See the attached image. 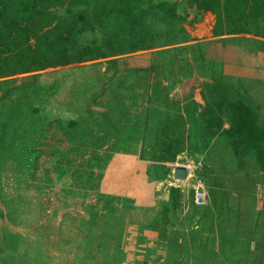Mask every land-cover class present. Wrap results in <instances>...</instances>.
I'll use <instances>...</instances> for the list:
<instances>
[{"label": "trees", "instance_id": "trees-1", "mask_svg": "<svg viewBox=\"0 0 264 264\" xmlns=\"http://www.w3.org/2000/svg\"><path fill=\"white\" fill-rule=\"evenodd\" d=\"M187 4L214 14L215 35L249 33L264 38V0H187ZM176 6L175 2L166 0H0V102L10 94L8 89L2 91L8 80L33 73L30 86L22 93L23 102L16 109L20 116L16 114L18 125L10 139L14 145L9 139L6 141L9 148L17 146L24 155L26 151L22 148L28 146L30 153L36 137L50 138V143L38 142L37 153L32 149L33 160L26 157L28 165L36 167L34 158H39L44 151L48 156H57L60 165L71 164L76 170L84 169L91 174L96 168L102 178L104 160L116 158L118 145L115 141L107 145L105 156H86L91 149L101 150L111 137L104 127V119L108 120L105 112L109 110L103 111L97 103L112 76H107L106 68L96 60L186 41L180 24L184 18L177 13ZM62 7L63 14L54 11ZM164 52L167 50H161L160 54ZM115 59L107 60L108 69L117 67ZM210 75L214 81L210 88L217 99L212 94L204 108L198 110L193 100L184 101L182 105L169 101L164 105L166 111L155 113L156 125L148 131L153 136L147 137L143 152V160L148 162L145 174L149 181H164L181 153L196 162L200 157L206 158L200 161L204 177L216 174L207 162L220 152H233L240 168L247 157L253 155L264 172V126L256 123L254 115L242 102L229 100L220 91V73ZM48 81L68 94L63 97L58 92L40 90L38 85ZM77 83L85 87L73 101V87L80 86ZM82 90L88 92L82 93ZM222 111L230 119L228 129H221ZM94 117L101 121L95 122ZM26 120L39 124L35 129L36 137L27 134ZM0 128L2 131L3 126ZM1 135L2 145L6 147L5 134L1 132ZM219 136L223 141L221 147L214 144ZM77 161L80 165L75 163ZM148 189L147 199L152 196V189ZM180 196V188L170 186L165 201L155 197L154 203L160 204L159 215L164 223L175 218ZM128 200L139 201L132 197ZM115 215H110L109 221L114 220ZM32 259L37 264L38 259L34 256Z\"/></svg>", "mask_w": 264, "mask_h": 264}, {"label": "crops", "instance_id": "crops-1", "mask_svg": "<svg viewBox=\"0 0 264 264\" xmlns=\"http://www.w3.org/2000/svg\"><path fill=\"white\" fill-rule=\"evenodd\" d=\"M166 1L177 4V13L184 18L180 24L186 41L96 60L106 68V75L112 76L98 106L108 111L104 104L113 98L123 113L117 112L122 118H114L108 114L111 112H105L111 137L101 150L91 149L86 154L89 158L94 154L105 156L107 145L114 141L118 145L116 158L104 160V179L94 191L97 203L92 205L101 207L104 216H109L110 205L117 211L107 225L118 233L116 251L120 263L264 264V172L255 156H248L240 168L233 152L214 154L207 163L216 174L205 176L208 200L201 205L181 202L175 218L167 223L159 215L160 204L154 203L155 196L146 197L148 187L153 192L156 184L147 179L148 162L143 160L146 139L153 136L148 131L156 125L155 113L166 111L164 105L169 101L182 105L193 100L201 110L212 94L217 99L210 88L214 83L211 72L221 74L220 91L229 100L242 102L256 123L264 126V38L249 33L215 35V16L210 11L189 6L187 0ZM161 50L167 52L160 54ZM113 58L117 67L108 69L107 60ZM223 111L221 129H228L230 119ZM46 142L52 140L47 138ZM214 142L216 146L223 145L220 136ZM205 159L200 157L197 162L200 170ZM114 160L121 162L112 165ZM191 161L182 153L175 164L189 171ZM124 162L129 164L123 166ZM190 181L184 184L190 186ZM124 182L129 186L118 185ZM112 186L118 189L111 191L115 188ZM42 190L45 193L46 189ZM123 190L139 201L131 203L120 192ZM115 196L119 197L117 201Z\"/></svg>", "mask_w": 264, "mask_h": 264}, {"label": "rangeland", "instance_id": "rangeland-1", "mask_svg": "<svg viewBox=\"0 0 264 264\" xmlns=\"http://www.w3.org/2000/svg\"><path fill=\"white\" fill-rule=\"evenodd\" d=\"M54 11L60 15L65 12L64 7L56 8ZM32 76L33 73L18 75L8 80V84L2 88V91L10 90V94L8 98L0 102V121L2 120L0 127L3 126L2 131L0 128V264H34L33 256L38 259L37 264H123V262L120 263L122 260L118 259L116 251L118 233L109 230L106 224L109 216L113 217L115 209L108 210L109 216H104L101 207L92 205L97 203V194L94 191L99 188L100 182L104 179L99 177L97 170L93 169L91 174L84 169L76 170L71 164L60 165L57 156L52 154L48 156V153L45 154L44 151L39 158H34L37 161L36 167L28 165L26 157L32 159L33 150L37 153L39 149V137H36L35 130L38 129L39 124H33L29 120H26L27 134L29 137H36L34 146L30 147V153H28V146L22 148L26 151L24 156L20 154L16 145L15 148L14 146L9 148L10 145H7L8 139L10 144L14 145L11 140L14 128L18 125L16 114L19 115L16 109L23 102L22 93L30 86ZM76 85L80 86L73 87V101L78 97L76 94L85 87L80 83ZM38 87L40 90L58 92L63 97L68 94H64L63 88L50 81L46 84L40 83ZM104 105L105 109L111 112L110 114L122 118V115L117 112L123 113V109L118 108L115 99L110 98ZM20 111H22L21 108ZM48 111L50 110L47 109ZM94 119L98 123L101 121L98 117ZM104 127L110 133V122L107 119H104ZM1 132L5 134L6 147L2 145ZM190 159L193 160L191 161L193 165H189L185 180L174 179L172 174L174 168H172L164 181L155 184L151 192L152 196L165 201L168 198V188L174 186L180 188L179 200L182 203H195L194 187L201 184L206 191L209 183L202 175L198 163L193 158ZM115 162L121 161L114 160L112 165L118 164ZM129 162H124L123 166L128 165ZM180 162L187 164L185 160ZM75 163L80 165V161ZM110 167L113 170L116 169L114 166ZM113 170H109L108 167V171L113 172ZM187 180H193L190 181V186L184 184ZM86 185L90 187L87 188ZM118 185L124 187L128 184L124 182ZM38 187L41 188L40 193H38ZM44 188L45 193L42 190ZM116 189L118 188L115 187L111 191L115 192ZM120 192L126 199L135 196L125 190ZM118 198L115 196L114 200L117 201ZM37 199L41 201V204H38ZM207 200L208 194L205 201ZM110 207L113 206L110 205Z\"/></svg>", "mask_w": 264, "mask_h": 264}, {"label": "built area", "instance_id": "built-area-1", "mask_svg": "<svg viewBox=\"0 0 264 264\" xmlns=\"http://www.w3.org/2000/svg\"><path fill=\"white\" fill-rule=\"evenodd\" d=\"M207 198V193L201 184L194 187V197L193 200L197 204H204Z\"/></svg>", "mask_w": 264, "mask_h": 264}, {"label": "water", "instance_id": "water-1", "mask_svg": "<svg viewBox=\"0 0 264 264\" xmlns=\"http://www.w3.org/2000/svg\"><path fill=\"white\" fill-rule=\"evenodd\" d=\"M188 170L184 165H176L173 169V178L176 180H185Z\"/></svg>", "mask_w": 264, "mask_h": 264}]
</instances>
